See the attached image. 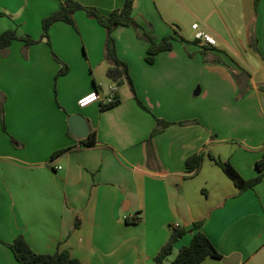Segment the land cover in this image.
Returning <instances> with one entry per match:
<instances>
[{
  "label": "crops",
  "instance_id": "0c3cea01",
  "mask_svg": "<svg viewBox=\"0 0 264 264\" xmlns=\"http://www.w3.org/2000/svg\"><path fill=\"white\" fill-rule=\"evenodd\" d=\"M64 1L0 0V31L38 39L42 19ZM77 1L105 15L124 2ZM132 15L154 40L173 37V47L150 64L141 28L113 31L117 56L148 110L127 81L111 79L117 105L78 106L94 90L109 96L96 76L108 67L106 32L83 10L73 14L74 26L53 23L48 41L0 48V264H19L6 244L19 234L38 253L66 250L81 264H152L172 228L187 231L174 243V258L197 221L223 258L264 264V177L239 192L210 158L230 161L245 178L257 173L264 0H134ZM193 23L216 45L194 42ZM53 55L66 74L56 76L61 64ZM73 114L96 133L94 144L69 132ZM156 118L169 124L150 138ZM198 153L201 166L189 173L185 160ZM199 264L224 263L208 257Z\"/></svg>",
  "mask_w": 264,
  "mask_h": 264
},
{
  "label": "trees",
  "instance_id": "16d2710c",
  "mask_svg": "<svg viewBox=\"0 0 264 264\" xmlns=\"http://www.w3.org/2000/svg\"><path fill=\"white\" fill-rule=\"evenodd\" d=\"M134 0H124L123 5L111 11L108 15L102 14L96 7L83 5L77 0H65L60 6L49 15L44 17L41 22L42 33L40 38L33 39L29 35H18L15 29H7L0 31V48H7L14 40H21L25 44L32 45L39 43L41 40L49 38V28L55 22H65L72 26L75 25L73 14L78 10H83L88 17L94 18L106 32L104 43V56L108 62L106 69V76L117 84L121 85L123 81H127L133 95L143 109L148 110L141 100L136 96L131 77L129 75L127 64L117 56L115 39L113 37V31L119 26H134L142 29L141 36L149 41V46L146 49V62L152 64L155 61L157 54L170 50L173 47V37L166 36L156 41L152 38L151 34L144 30L132 15ZM258 0H255V6H257ZM194 42H197L194 40ZM250 45L253 49H257L256 38L253 37L250 41ZM55 60L61 64L56 76L64 75L68 71V66L61 62L56 55H53ZM97 87V86H96ZM244 89V90H243ZM241 93L244 94L249 90V86L246 84L245 88H241ZM119 103V98L114 94L113 99L109 103L101 104V110H106L114 107ZM0 114L2 115V109L0 106ZM169 122L156 118V126L150 134V138L165 128ZM86 146H90L96 142V133L91 132L85 139L81 140ZM203 154H193L186 158L185 167L187 171L196 172L201 166L203 160ZM215 164H217L223 173L233 182L234 186L239 192H244L248 189H252L258 184L264 177V151L259 160L256 161L257 173L251 178H245L235 168V166L228 160H221L210 157ZM127 222H135V220L127 219ZM200 222L193 223V229L195 230L192 239L188 245L182 246L175 257L168 261V257L172 254L174 243L187 231L183 227H174L169 234L166 242L161 246L159 251L153 258L152 264H199L205 258L223 259V256L215 248L211 240L198 228ZM11 249L15 259L19 264H81L80 261L70 255L68 251H57L54 253H38L34 251L29 243L26 241L23 235L19 234L10 243H6ZM166 262V263H165Z\"/></svg>",
  "mask_w": 264,
  "mask_h": 264
},
{
  "label": "built area",
  "instance_id": "2783aa9c",
  "mask_svg": "<svg viewBox=\"0 0 264 264\" xmlns=\"http://www.w3.org/2000/svg\"><path fill=\"white\" fill-rule=\"evenodd\" d=\"M191 28L194 30L193 39L200 43L201 45H208V46H215L216 40L210 36L209 34L205 33L201 29H199L197 23H193L191 25ZM113 91L114 89L110 90V94L107 98L102 99L99 92L97 90H94L84 96H82L80 99H78L77 104L80 108H84L92 103L95 102H101V103H109L113 99ZM60 168V166H58Z\"/></svg>",
  "mask_w": 264,
  "mask_h": 264
},
{
  "label": "water",
  "instance_id": "95a60500",
  "mask_svg": "<svg viewBox=\"0 0 264 264\" xmlns=\"http://www.w3.org/2000/svg\"><path fill=\"white\" fill-rule=\"evenodd\" d=\"M68 130L71 134L80 137L86 138L89 134V128L86 120L81 114H73L68 117ZM239 260L238 254H233L230 257L223 258L224 264H236Z\"/></svg>",
  "mask_w": 264,
  "mask_h": 264
},
{
  "label": "rangeland",
  "instance_id": "374dc122",
  "mask_svg": "<svg viewBox=\"0 0 264 264\" xmlns=\"http://www.w3.org/2000/svg\"><path fill=\"white\" fill-rule=\"evenodd\" d=\"M144 27V26H143ZM145 28V27H144ZM96 76H97V78H98V80H100L101 82H102V91L103 92H106L107 94H110V92H109V88H108V85H111L110 84V79H108V77L106 76V71L104 70V68H101V71L98 73V74H96ZM124 87H126V89H127V85H126V83H125V85H124ZM240 90H239V92L241 93V91H243V90H241V88H239ZM222 160V159H221ZM218 166V165H217ZM173 254H171L169 257H168V259H167V263H168V261H169V259H171V258H173ZM166 263V262H165Z\"/></svg>",
  "mask_w": 264,
  "mask_h": 264
}]
</instances>
